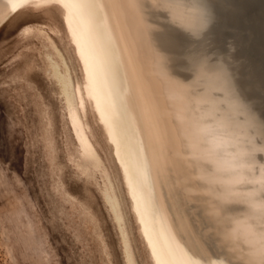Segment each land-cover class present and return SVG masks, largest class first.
Listing matches in <instances>:
<instances>
[{"label":"bare ground","instance_id":"1","mask_svg":"<svg viewBox=\"0 0 264 264\" xmlns=\"http://www.w3.org/2000/svg\"><path fill=\"white\" fill-rule=\"evenodd\" d=\"M33 6L63 15L153 263L264 264V0H0V26ZM220 17L250 32L242 71L193 41ZM58 66L75 133L93 150L84 87ZM105 198L137 264L112 183Z\"/></svg>","mask_w":264,"mask_h":264},{"label":"rangeland","instance_id":"2","mask_svg":"<svg viewBox=\"0 0 264 264\" xmlns=\"http://www.w3.org/2000/svg\"><path fill=\"white\" fill-rule=\"evenodd\" d=\"M33 9L0 26V264H128L105 198L111 183L137 264H155L132 212L115 146L87 100L84 67L63 15L56 6ZM220 22L221 17L213 22L216 31L193 41H202L214 57L232 56L242 71L249 63L250 32ZM240 35L245 43L238 45ZM188 46L184 52L194 48ZM180 56L185 58L182 51ZM65 62L75 86L84 87L80 110L93 148L87 152L55 75V65L63 72Z\"/></svg>","mask_w":264,"mask_h":264},{"label":"clouds","instance_id":"3","mask_svg":"<svg viewBox=\"0 0 264 264\" xmlns=\"http://www.w3.org/2000/svg\"><path fill=\"white\" fill-rule=\"evenodd\" d=\"M262 163H264V162H262Z\"/></svg>","mask_w":264,"mask_h":264}]
</instances>
